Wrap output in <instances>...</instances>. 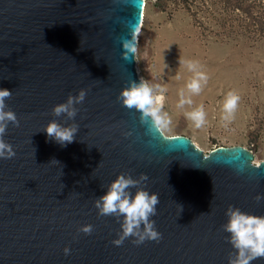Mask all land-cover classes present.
<instances>
[{
  "label": "water",
  "instance_id": "1",
  "mask_svg": "<svg viewBox=\"0 0 264 264\" xmlns=\"http://www.w3.org/2000/svg\"><path fill=\"white\" fill-rule=\"evenodd\" d=\"M144 4L0 0V89L12 92L6 104L20 121L3 137L16 155L0 159V264H228L227 207L264 216L254 199L264 195V160L242 145L204 152L186 135L149 131L117 100L140 81L121 39L140 29ZM80 89L74 120L52 115ZM51 120L77 124L74 141L49 139ZM121 173L148 176L140 187L159 197V242L112 243L120 224L98 216L94 201ZM88 224L91 235L78 231Z\"/></svg>",
  "mask_w": 264,
  "mask_h": 264
},
{
  "label": "rangeland",
  "instance_id": "2",
  "mask_svg": "<svg viewBox=\"0 0 264 264\" xmlns=\"http://www.w3.org/2000/svg\"><path fill=\"white\" fill-rule=\"evenodd\" d=\"M142 29L135 69L139 80L167 88L163 111L172 124L163 132L186 135L204 152L242 145L255 162L264 160V0H145ZM180 56L198 61L209 77L183 108L179 91L192 73ZM231 90L240 101L226 122L222 104ZM200 104L206 124L197 129L184 113Z\"/></svg>",
  "mask_w": 264,
  "mask_h": 264
},
{
  "label": "clouds",
  "instance_id": "3",
  "mask_svg": "<svg viewBox=\"0 0 264 264\" xmlns=\"http://www.w3.org/2000/svg\"><path fill=\"white\" fill-rule=\"evenodd\" d=\"M139 28L130 31V38H122V57L128 59L129 55H135L137 50V40ZM180 67H186L192 75L187 79L185 87L179 91L178 108L185 105H193L192 95H198L208 82V75L201 70V65L195 60H185L179 57ZM177 75V79H179ZM187 94H186V91ZM86 89H80L78 94L68 95L67 100L53 106L52 115L60 117L66 116L69 120H74L79 109L76 105L82 104L87 95ZM167 88L160 84H150L143 78L139 82L131 80L127 87L123 88L117 97L122 106L129 110L135 109L139 115L141 125L147 126L148 130L155 129L163 131L168 129L172 120L169 114L163 111L165 93ZM12 92L8 89H0V159H11L16 155L13 146L4 140L9 123L15 127L20 126V121L14 111L6 104ZM240 96L235 90L228 91L222 104L223 121H230L238 108ZM194 127L199 129L206 124V112L203 104L193 107L184 113ZM79 126L75 123L64 126L56 120L48 122L44 131L49 139L55 140L62 146H66L74 141ZM131 135V133H127ZM57 162L56 160H52ZM242 172L243 168L237 169ZM148 180L146 174H141L138 179H133L131 175L121 173L108 186L103 195L94 201L98 216L115 217L120 224L118 238L113 240L115 246H121L129 237L136 245L145 241L159 242L162 238L160 232L156 230L155 221L151 219L157 214L159 197L156 193H149L144 187H140L142 182ZM135 188L133 194L130 189ZM254 199L259 203L264 200V195L257 194ZM225 215L227 222L222 225L225 232L229 234L227 242L232 246L233 251L228 255V264H251L252 261L264 258V216H257L251 213L242 212L239 208L229 205ZM91 224L84 225L78 229L86 235L93 232ZM64 254L69 255L70 249L65 247Z\"/></svg>",
  "mask_w": 264,
  "mask_h": 264
},
{
  "label": "bare ground",
  "instance_id": "4",
  "mask_svg": "<svg viewBox=\"0 0 264 264\" xmlns=\"http://www.w3.org/2000/svg\"><path fill=\"white\" fill-rule=\"evenodd\" d=\"M144 8H145V4H144ZM142 18H143V19H142V23H141V27H140V32L143 30V29H142V26H143V20H144V9H143V16H142ZM140 32H139V33H140ZM138 41H139V38H138V40H137V44H138ZM194 143H195V142H194ZM195 144H196V143H195ZM197 146H198V145H197Z\"/></svg>",
  "mask_w": 264,
  "mask_h": 264
}]
</instances>
